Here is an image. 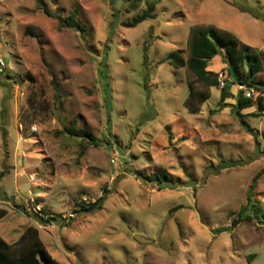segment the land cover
I'll list each match as a JSON object with an SVG mask.
<instances>
[{"label": "rangeland", "instance_id": "rangeland-1", "mask_svg": "<svg viewBox=\"0 0 264 264\" xmlns=\"http://www.w3.org/2000/svg\"><path fill=\"white\" fill-rule=\"evenodd\" d=\"M143 9L128 13L127 0H0V208L8 210L0 234L12 243L35 227L64 264H264V174L252 191L264 172V116L246 118L258 149L220 89L191 114L194 77L168 61L174 52L188 58L196 25L264 52V0H163L153 20L123 26ZM71 14L83 35L59 28L56 15ZM234 79L232 71L236 93ZM69 126L104 142L82 154L81 140L62 134ZM230 161L249 164L212 174ZM135 171L193 185L160 189ZM104 195L102 210L82 211ZM250 196L245 215L258 217L233 227ZM32 210L59 222L40 225Z\"/></svg>", "mask_w": 264, "mask_h": 264}, {"label": "trees", "instance_id": "trees-1", "mask_svg": "<svg viewBox=\"0 0 264 264\" xmlns=\"http://www.w3.org/2000/svg\"><path fill=\"white\" fill-rule=\"evenodd\" d=\"M163 0H127L128 13L140 11L142 14L135 17L131 22L123 23L125 28H136L140 24L151 21L155 17L156 8ZM50 16V15H49ZM59 28L74 30L81 35L85 33V28L78 20L76 14L69 16L56 15ZM28 34L36 37L37 35L31 30ZM220 57L225 68L220 71L211 69L214 59ZM168 61L175 69V72L180 69H186L189 74L194 77L193 80L188 81L189 96L185 102V108L191 114H199L201 107L211 99L212 90L220 89V98L222 102L228 99H233L235 104L228 105L232 108V113L238 117L242 124L248 127L249 132L256 136V146L260 149V142L258 140V132L255 134L254 130L249 128L246 118L248 116L261 117L264 116V52L253 48L244 43L240 38L230 31L219 28L215 25L206 26H192L189 36V56L185 58L181 52L171 53ZM234 73L233 87H237L236 93H233L231 86L228 84V76ZM224 72L226 78L224 80V88H220L221 78L220 74ZM106 83L104 87L105 103L111 113L112 93L108 76H105ZM53 85L60 95V84L56 79H53ZM200 85V87H199ZM245 86L256 91L255 98H248L245 91L240 89ZM257 108V111L252 114H244L245 110ZM108 134L112 136L111 124L107 127ZM62 134H66L77 140H81L80 147L82 154L90 147H99L102 145V140L98 139L93 133L86 128H78L76 126H69L64 129ZM113 138V137H112ZM111 140V139H110ZM111 145V144H110ZM260 155L264 152H259ZM249 164L248 161H230L223 162L215 172L212 174H219L223 169H231ZM138 177L140 181L145 184L155 185L160 189L171 188H186L190 187L192 183H181L180 181H173L170 175L161 171L157 174L145 175L139 171L131 172ZM210 173V172H209ZM211 174V173H210ZM264 172L259 174L254 181L252 191L257 187L258 181L263 176ZM195 184V188H196ZM107 195L102 196L98 201L90 206L82 208L85 213H94L102 210ZM249 205L244 208L238 219L234 220L233 227H237L243 222H253L258 216L250 217L245 215L248 207L252 204V196L248 199ZM255 207V206H254ZM28 213L29 217L33 218L40 225H49L59 220L50 215L42 216L40 213ZM8 215V210L0 208V221ZM255 255L248 257L249 262L255 259ZM0 264H64L55 259L45 247L40 238L39 230L35 227H29L22 234L19 240L13 244H9L0 235Z\"/></svg>", "mask_w": 264, "mask_h": 264}, {"label": "built area", "instance_id": "built-area-1", "mask_svg": "<svg viewBox=\"0 0 264 264\" xmlns=\"http://www.w3.org/2000/svg\"><path fill=\"white\" fill-rule=\"evenodd\" d=\"M6 69H7L6 61L3 58H0V73L4 74L6 72ZM220 78H221L220 88H224V86H225L224 80L226 78V74L224 72H221ZM240 89L245 91V95L248 98H255L256 97V91L255 90L249 89V88H247L245 86H241Z\"/></svg>", "mask_w": 264, "mask_h": 264}, {"label": "crops", "instance_id": "crops-1", "mask_svg": "<svg viewBox=\"0 0 264 264\" xmlns=\"http://www.w3.org/2000/svg\"><path fill=\"white\" fill-rule=\"evenodd\" d=\"M214 64L213 65H211V69L212 70H215V71H220L221 69H223V68H225V65L222 63V61H221V58L220 57H218V58H216V59H214ZM1 235V234H0ZM2 236V235H1ZM3 237V236H2ZM4 238V237H3ZM5 239V238H4ZM6 240V239H5ZM19 240V239H18ZM18 240H16L15 242H17ZM7 241V240H6ZM9 244H13V243H15V242H9V241H7Z\"/></svg>", "mask_w": 264, "mask_h": 264}]
</instances>
